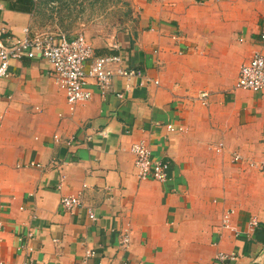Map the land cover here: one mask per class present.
Listing matches in <instances>:
<instances>
[{"label": "crops", "instance_id": "1", "mask_svg": "<svg viewBox=\"0 0 264 264\" xmlns=\"http://www.w3.org/2000/svg\"><path fill=\"white\" fill-rule=\"evenodd\" d=\"M128 1L125 29L89 42L139 77L104 94L90 81L72 111L40 55L0 79V264H264V89L235 87L264 56V0ZM38 11L0 0V41L47 31ZM138 141L166 181L137 177ZM73 195L83 205L64 210Z\"/></svg>", "mask_w": 264, "mask_h": 264}, {"label": "built area", "instance_id": "2", "mask_svg": "<svg viewBox=\"0 0 264 264\" xmlns=\"http://www.w3.org/2000/svg\"><path fill=\"white\" fill-rule=\"evenodd\" d=\"M24 36L10 40V44L0 41V79L9 74V64L13 60L35 59L40 55L51 67V76L57 87L64 92L70 110L79 103L89 100L92 96L90 81H92L102 94L110 90L116 78L130 79L139 77L140 71L125 68L123 59L119 55L95 57L91 43L83 34H69L61 30H47L30 35L29 29L23 30ZM264 40V35L261 36ZM87 63H89L87 65ZM236 88L258 93L264 89V56L254 52L248 63L243 65L235 83ZM122 98V95H117ZM202 105L206 104L207 94L201 93L198 97ZM170 132L175 127L168 125ZM180 132L182 128H177ZM214 153L220 154L223 144L210 146ZM130 153L134 158L136 175L140 180L152 179L164 182L167 179L169 166L165 162L154 161L152 152L145 141H138L131 145ZM241 158L235 155V161ZM264 173V161L259 165ZM61 207L66 211H73L83 205L80 195L66 196L60 201ZM90 219H95L88 211ZM229 215L224 216V224L228 227ZM257 226L252 220L250 231ZM128 239L125 237L124 243ZM238 255L234 253H217L209 264H236Z\"/></svg>", "mask_w": 264, "mask_h": 264}, {"label": "rangeland", "instance_id": "3", "mask_svg": "<svg viewBox=\"0 0 264 264\" xmlns=\"http://www.w3.org/2000/svg\"><path fill=\"white\" fill-rule=\"evenodd\" d=\"M42 28L83 34L92 44L125 29L133 13L128 0H35Z\"/></svg>", "mask_w": 264, "mask_h": 264}, {"label": "trees", "instance_id": "4", "mask_svg": "<svg viewBox=\"0 0 264 264\" xmlns=\"http://www.w3.org/2000/svg\"><path fill=\"white\" fill-rule=\"evenodd\" d=\"M12 10H20L21 12H31L36 2L35 0H5Z\"/></svg>", "mask_w": 264, "mask_h": 264}]
</instances>
